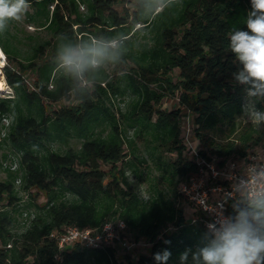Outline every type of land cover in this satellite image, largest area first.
<instances>
[{
    "label": "trees",
    "instance_id": "trees-1",
    "mask_svg": "<svg viewBox=\"0 0 264 264\" xmlns=\"http://www.w3.org/2000/svg\"><path fill=\"white\" fill-rule=\"evenodd\" d=\"M29 2V24L50 38L24 51L13 21L0 33L3 76L13 90L0 98V145L20 155L19 169L0 182V264H156L153 254L165 248L167 264H180V254L202 246L207 232L190 222L197 212L186 214L193 207L181 195L199 172L184 134L186 111L199 156L217 165L248 160L264 145V124H238L244 94L232 80L239 65L228 47L231 30H246L250 0ZM94 40H116L118 57L81 75L68 72L58 50ZM167 99L177 106L164 108ZM146 166L155 174L145 198L138 179ZM261 200L240 195L229 216ZM19 209L35 213L15 232ZM120 221L130 240L148 241V255L119 260L113 246L83 244L61 250L53 236Z\"/></svg>",
    "mask_w": 264,
    "mask_h": 264
},
{
    "label": "clouds",
    "instance_id": "clouds-1",
    "mask_svg": "<svg viewBox=\"0 0 264 264\" xmlns=\"http://www.w3.org/2000/svg\"><path fill=\"white\" fill-rule=\"evenodd\" d=\"M246 30L229 32V50L239 67L231 73L243 90L241 112L253 124H264V0H250ZM29 0H0V33L11 21H20L30 8ZM63 35V34H61ZM116 40L65 45L58 59L70 73L81 75L105 60L118 57ZM202 246L185 249L180 264H264V200L253 208H242L235 215L207 225ZM170 244V240H165ZM171 252L165 248L153 254L156 264H167Z\"/></svg>",
    "mask_w": 264,
    "mask_h": 264
},
{
    "label": "built area",
    "instance_id": "built-area-1",
    "mask_svg": "<svg viewBox=\"0 0 264 264\" xmlns=\"http://www.w3.org/2000/svg\"><path fill=\"white\" fill-rule=\"evenodd\" d=\"M184 131L186 142L191 146V158L199 167V172L191 177L181 188L185 202L195 208L197 214L190 217V222L207 225L229 216V203L238 196L247 200L264 198V145L251 154L248 160L234 157L223 165L199 156L191 141L193 116L186 111ZM59 248L66 250L74 244H83L89 248L113 246L117 251L133 253L139 246L129 238L127 225L120 221L108 223L98 231L69 227L61 234L54 233Z\"/></svg>",
    "mask_w": 264,
    "mask_h": 264
},
{
    "label": "rangeland",
    "instance_id": "rangeland-1",
    "mask_svg": "<svg viewBox=\"0 0 264 264\" xmlns=\"http://www.w3.org/2000/svg\"><path fill=\"white\" fill-rule=\"evenodd\" d=\"M128 6L129 8L132 7L131 5ZM27 12H31V8H29ZM11 32L17 35L18 37L17 43L19 47H21L24 51L29 50L32 44L50 38L48 32L37 29L36 27L29 24L27 20V13L23 16V18L20 21H13L11 25ZM7 62L8 60H6V56H5L4 63L6 64ZM2 77L4 78V76ZM12 96H13V90L8 85L0 90V98H8ZM125 101L126 99L121 100L119 102L121 106H124ZM177 103H178L177 99H167L163 107L172 110L177 106ZM9 121L10 120L7 119L5 121V124L8 125ZM246 122H249V120L245 116H242L240 119H238V124L246 123ZM5 134L6 132L3 131L2 138L5 137ZM191 141L194 144V147H196L197 141L194 139L193 136L191 138ZM71 146L77 149L80 147V142L74 140L71 143ZM19 160H20V155L16 151H14L9 144L2 143V145H0V182L6 181L8 179V169H10L11 171H17L19 169ZM142 173H143L142 178L138 180L140 181V191L142 193V196L146 198V196L148 195L147 189H148L149 179L152 177L153 174H155V172L153 171L152 168L146 166ZM131 176L133 178H136L135 175H131ZM20 184H21L20 178H18L16 182L18 191H20ZM20 196L24 198L25 202L27 201V197L23 193H20ZM44 200L45 199L43 195H41L38 202L41 203ZM184 205H188V203L184 202ZM192 212H195V208L194 209L189 207L186 208V214L188 216ZM34 213H35L34 209L30 210L31 216L27 211H22L21 209H19V211L17 212H14V216L16 220L14 222L13 230L15 232H22L23 230H25V228L29 225L30 221L32 220ZM132 242H136V240L132 238ZM138 243L139 246L132 251L133 254L135 256L148 255L151 250L148 241L145 239H140ZM118 258L119 260H125V251H119Z\"/></svg>",
    "mask_w": 264,
    "mask_h": 264
},
{
    "label": "bare ground",
    "instance_id": "bare-ground-1",
    "mask_svg": "<svg viewBox=\"0 0 264 264\" xmlns=\"http://www.w3.org/2000/svg\"><path fill=\"white\" fill-rule=\"evenodd\" d=\"M4 58H5V54L2 51V48L0 46V90L7 86L4 78L2 77L3 76L2 68H3L4 64H5L4 63Z\"/></svg>",
    "mask_w": 264,
    "mask_h": 264
}]
</instances>
